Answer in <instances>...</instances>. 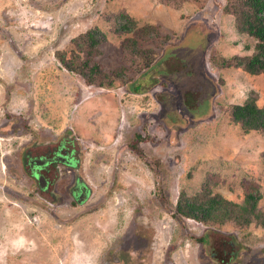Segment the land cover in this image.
Returning <instances> with one entry per match:
<instances>
[{
	"label": "rangeland",
	"instance_id": "obj_1",
	"mask_svg": "<svg viewBox=\"0 0 264 264\" xmlns=\"http://www.w3.org/2000/svg\"><path fill=\"white\" fill-rule=\"evenodd\" d=\"M224 4L0 0V264H218L199 241L207 227L174 218L178 199L261 194L264 211V134L232 118L234 106L264 107V75L234 66L256 41ZM90 31L103 74L90 81L114 76L111 87L57 58L82 70L69 57ZM139 50L151 61L140 72ZM46 153L47 188L30 171ZM215 231L243 245L228 264H264L260 226Z\"/></svg>",
	"mask_w": 264,
	"mask_h": 264
},
{
	"label": "trees",
	"instance_id": "obj_2",
	"mask_svg": "<svg viewBox=\"0 0 264 264\" xmlns=\"http://www.w3.org/2000/svg\"><path fill=\"white\" fill-rule=\"evenodd\" d=\"M222 11L234 17L235 27L239 34H244L256 41L253 54L245 58L239 56L235 57L237 63L234 66L242 68V70L253 76L264 75V0H225ZM121 19L122 21L119 22V25H121L120 29H122L124 33H129L135 28L133 22L128 19L127 15H121ZM123 21L125 23L122 24ZM94 32H87L77 41H74L77 49L71 52L69 58L71 62L78 61L82 65V70H77V72L72 66L67 65V53L57 54V58L63 68L83 76H87L88 74L89 78H87L86 81L89 85H94L96 82V80L93 82L90 81L92 76L96 75V77H101L103 75L99 71V66L94 61L99 52V45L102 40L96 37V32ZM144 51L145 50L140 51V57L138 58L139 61L142 62L136 61V64H134L138 72L142 71L151 63L149 56L146 54L147 51ZM137 55H139V53H136V56ZM229 61L230 60H222V66L231 67L232 64H229ZM92 62H94L93 66L89 67ZM133 63L135 62L133 61ZM115 80L116 78L114 76H104V82L101 81L95 85L100 88H107L111 87ZM133 84L134 83L131 85ZM135 89L138 90V87ZM188 93V91L184 93L186 98L185 101H187L188 104H192L190 98H188ZM232 118L236 123L241 125L246 133L257 131L264 134V107H258L254 101L234 106ZM58 152L59 151L55 150V154ZM41 158L44 159V164L33 165L30 171L34 180H39L44 177L45 188H47L49 185L52 186L54 184L57 175L51 179V174L49 175L48 172L49 164L53 162L51 156H48L46 153ZM69 160L70 165H75L77 163L74 159L70 158ZM42 170L49 176L43 175L41 172ZM79 186L84 187L82 182H80ZM251 188L252 185H250L248 190ZM260 197L261 194L254 195L247 193L243 203L240 205L229 202L219 195H212L211 191L206 189L204 192L191 198L181 196L175 204L176 213L173 215L174 218L179 216L180 218L193 220L206 226L208 229L207 233L203 235L199 241L209 247L208 249L214 261L218 264H228L233 261V257L243 248V245L241 242H238L234 236L219 235V233L215 231V228L231 226L238 230H245L250 225L255 224L264 229V211L258 210ZM218 245L222 247V249H216Z\"/></svg>",
	"mask_w": 264,
	"mask_h": 264
},
{
	"label": "clouds",
	"instance_id": "obj_3",
	"mask_svg": "<svg viewBox=\"0 0 264 264\" xmlns=\"http://www.w3.org/2000/svg\"><path fill=\"white\" fill-rule=\"evenodd\" d=\"M40 180V179H39Z\"/></svg>",
	"mask_w": 264,
	"mask_h": 264
}]
</instances>
